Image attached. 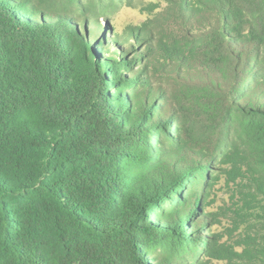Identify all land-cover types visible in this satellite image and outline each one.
<instances>
[{"label": "trees", "instance_id": "1", "mask_svg": "<svg viewBox=\"0 0 264 264\" xmlns=\"http://www.w3.org/2000/svg\"><path fill=\"white\" fill-rule=\"evenodd\" d=\"M194 3L207 28L163 83L158 38L115 31L111 56L88 33L103 0H0V264L223 256L203 206L212 166H246L264 196V0ZM261 209L239 264H264Z\"/></svg>", "mask_w": 264, "mask_h": 264}, {"label": "rangeland", "instance_id": "2", "mask_svg": "<svg viewBox=\"0 0 264 264\" xmlns=\"http://www.w3.org/2000/svg\"><path fill=\"white\" fill-rule=\"evenodd\" d=\"M194 2L195 0H123L115 3L113 0H103L104 11L101 7L98 8L99 15L102 16L96 19L98 23H95V26H89L88 33H103L107 42L111 44L113 42L115 49L112 50L111 56L121 53L122 43H125L116 37L115 31L132 32L136 38L140 34L142 42L145 43L143 48L148 46L146 44L150 40L158 38V46L154 42L151 46L153 50H157V76L166 83L177 78V71H180L178 64L188 63L185 61L189 49L187 32H197L207 28V25L201 27L190 18ZM99 24L103 25V28L97 30L96 27H101ZM90 38L92 40L94 36ZM129 42L134 41L129 40ZM135 48L127 51L128 57H133L138 51ZM137 67L139 66L136 65L134 68ZM170 67H174L175 71ZM115 87L116 85H111L110 91H114ZM167 89L170 90L169 87ZM212 171L216 177L210 192L205 195L203 206L212 214V236L217 240L216 245L223 251V256L201 255V259L204 260V264H239L240 259L238 260L233 253L244 252V246L241 244L243 236L248 234L249 228L261 222L264 196L255 189V179L244 165L218 162L212 166ZM208 227L202 224L194 230L209 238L211 234L205 231ZM199 251L203 253L200 248ZM186 264L191 263L188 260Z\"/></svg>", "mask_w": 264, "mask_h": 264}]
</instances>
